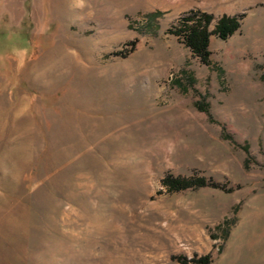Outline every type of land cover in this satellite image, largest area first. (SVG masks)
Here are the masks:
<instances>
[{"label": "rangeland", "instance_id": "obj_1", "mask_svg": "<svg viewBox=\"0 0 264 264\" xmlns=\"http://www.w3.org/2000/svg\"><path fill=\"white\" fill-rule=\"evenodd\" d=\"M204 258L264 264V0H0V264Z\"/></svg>", "mask_w": 264, "mask_h": 264}, {"label": "trees", "instance_id": "obj_2", "mask_svg": "<svg viewBox=\"0 0 264 264\" xmlns=\"http://www.w3.org/2000/svg\"><path fill=\"white\" fill-rule=\"evenodd\" d=\"M212 16L202 14L192 25L185 26V30L181 31L185 33V40L187 46L194 52V54L201 58L205 64L211 63V52L209 49L210 38L212 35H218L221 39L227 40L229 37L234 35L240 28L239 21L236 17H223L219 20L216 29L213 32L209 31V25L212 22ZM195 20L191 18L187 23ZM202 111L205 108L199 106ZM207 112V111H206ZM165 184L171 189L180 191L185 190L194 186L204 187L207 186L206 180L203 178L197 180H189L185 178H174L168 176L165 179ZM209 259L204 258L197 264H208Z\"/></svg>", "mask_w": 264, "mask_h": 264}]
</instances>
